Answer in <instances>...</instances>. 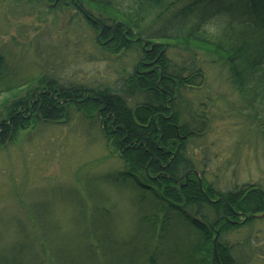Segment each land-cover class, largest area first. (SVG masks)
Returning a JSON list of instances; mask_svg holds the SVG:
<instances>
[{
    "label": "rangeland",
    "instance_id": "obj_1",
    "mask_svg": "<svg viewBox=\"0 0 264 264\" xmlns=\"http://www.w3.org/2000/svg\"><path fill=\"white\" fill-rule=\"evenodd\" d=\"M165 21L166 16L158 25ZM211 24V32L218 33L216 23ZM103 31L104 27L95 28L85 17L78 0L74 5L68 0H0V63L5 81L0 84V119L6 116V104L26 93L28 82L42 74L77 89L83 87L82 99H88L87 90L92 87L107 86L119 92L136 71H158L162 78L156 60L143 57L148 46L161 45L175 62L193 55L191 59L205 74L199 87L175 91L176 103L186 106L195 119H206L204 132L190 141L189 153L201 184L205 177L219 191L245 183L264 189L261 121L231 83L222 56L208 45H198L200 50L195 52L168 46L166 40L152 39L150 44L143 38L135 43L136 37H131L132 49L114 51L108 48ZM13 83L18 86H10ZM140 100L137 97L130 103ZM34 110L30 103L22 113L29 123L0 147V259L10 255L12 246L23 238V229L31 234L34 222L38 226L40 221L48 227L53 245L62 248L64 264H93L94 233L109 235L122 247L126 242L129 257L134 238L146 234L139 225L143 213L151 210V199L141 200L142 191L130 179L115 183L107 177L126 168L123 152L112 140L113 125L100 111L86 116L75 104L58 122L45 120ZM173 229L186 237L185 228ZM214 229L218 231L215 225ZM226 238L238 258L264 264V212L249 227ZM84 239L90 250L83 249ZM96 253V262H103L101 251ZM216 258L219 262L218 254Z\"/></svg>",
    "mask_w": 264,
    "mask_h": 264
},
{
    "label": "trees",
    "instance_id": "obj_2",
    "mask_svg": "<svg viewBox=\"0 0 264 264\" xmlns=\"http://www.w3.org/2000/svg\"><path fill=\"white\" fill-rule=\"evenodd\" d=\"M75 1L68 0L73 5ZM78 3L95 28L104 27L101 35L114 51L132 49L131 37L137 38L135 43H141L143 38L150 44L154 43L152 39L166 40L168 46L195 52L200 45H208L222 56L231 83L256 119H260L264 138V0H78ZM164 16L165 23L158 25ZM212 22L216 23L218 33L211 32ZM149 47L143 50V57L146 61L156 60L163 70L162 78L158 71H136L119 92L107 86L92 87L87 90L90 97L82 99L83 87L62 84L46 74L29 81V90L5 106L6 116L0 119V147L9 138L15 139L29 123L30 119L22 113L30 103L35 106L31 112L36 111L52 122L62 120L72 104L86 116L100 111L114 127L112 140L121 148V158L126 164L125 170L109 173L107 177L115 183L133 181V186L142 191V194L139 191L141 200L151 199V210L140 219L139 226L145 228L146 234L134 238L133 245V241L130 243L129 257L124 248L126 242L122 247L111 236L94 233L91 240L97 245L96 251H101L103 262H96L94 250L93 264H250L238 258L226 237L249 227L255 216L264 212V189L245 183L239 188L219 191L205 177L200 184L194 172L186 176L190 170H196L189 154L190 141L204 132L206 119H195L186 106L176 103L175 91L199 87L205 74L191 54L175 62L161 45ZM2 66L0 63V84L5 82ZM15 83L10 86H18ZM10 86L8 90L12 92ZM137 97L142 100L131 105L130 101ZM42 222L38 226L34 222L31 234L23 229V238L12 246L10 255L0 259L1 264H64L62 248L53 245L48 227ZM214 225L219 233L216 241L219 262L213 247ZM175 226L185 228L186 237L174 233ZM85 242L83 249L90 250V243Z\"/></svg>",
    "mask_w": 264,
    "mask_h": 264
},
{
    "label": "water",
    "instance_id": "obj_3",
    "mask_svg": "<svg viewBox=\"0 0 264 264\" xmlns=\"http://www.w3.org/2000/svg\"><path fill=\"white\" fill-rule=\"evenodd\" d=\"M190 172H194L195 174H197L198 175V177H199V182H200V184H201V176H200V173H199V171H197V170H195V169H192V170H190L187 174H186V176H188V174L190 173ZM177 184H179V185H185V183H181L180 181H178V180H176V179H173ZM217 238H218V231H215V237L213 238V243H214V251H215V254H216V256H217V247H216V241H217Z\"/></svg>",
    "mask_w": 264,
    "mask_h": 264
}]
</instances>
